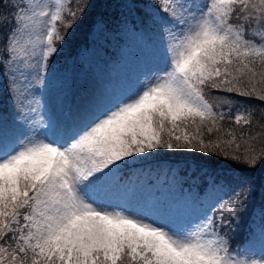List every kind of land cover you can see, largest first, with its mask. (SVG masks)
Segmentation results:
<instances>
[{
  "label": "snow or ice",
  "instance_id": "obj_1",
  "mask_svg": "<svg viewBox=\"0 0 264 264\" xmlns=\"http://www.w3.org/2000/svg\"><path fill=\"white\" fill-rule=\"evenodd\" d=\"M157 3L165 13L160 20L166 71L135 95L98 110L66 142L36 136L10 141L6 134L0 139V264H264V212L259 256L255 249L245 250L248 255L232 250L217 230L225 212L237 216L239 193L214 205L194 227L179 229L110 208L96 195L111 184L121 162L127 166L158 149L218 150L229 158L225 146H234L231 158L239 161L237 132L223 122L227 117L249 125L252 110L217 111L220 104L239 102L220 96L214 107L206 93L264 101V0ZM71 5L72 0H0V9L15 13L4 49L10 62L39 71L41 61L57 51L54 38L64 39L57 24L70 29L65 15L75 20L82 11ZM41 27L43 40L33 41L31 32ZM246 32L262 42L247 39ZM37 43L45 47L33 64ZM239 136L245 139L243 132ZM244 159L255 163V157Z\"/></svg>",
  "mask_w": 264,
  "mask_h": 264
},
{
  "label": "rangeland",
  "instance_id": "obj_2",
  "mask_svg": "<svg viewBox=\"0 0 264 264\" xmlns=\"http://www.w3.org/2000/svg\"><path fill=\"white\" fill-rule=\"evenodd\" d=\"M196 2L204 4L206 0ZM140 8L143 13L133 15L134 23L114 27L111 23H98L87 49L78 57L67 59L66 65L54 58L60 57V48L47 61H41L43 67L39 71L18 68L8 58L4 62L5 71L0 73V139L6 134L10 141L36 136L66 142L98 110L135 95L157 74L166 71L168 57L160 20L165 13L157 0H143ZM65 20L74 22L67 15ZM57 28L60 35L71 33L62 23ZM30 35L33 41L43 40L44 29L41 27ZM28 38L27 33L21 37ZM57 41L54 38V47ZM44 47L37 43V55L31 58V63L41 60ZM151 158L148 153L144 158H132L128 164ZM192 171V166L186 169L182 165L144 164L128 177H121L120 170L105 191L96 195L110 208L146 216L166 227H194L205 214H212L214 205L224 203L225 197L221 187L224 180L209 176L201 179L200 172ZM201 181L205 182L203 187ZM252 214L250 237L244 248L233 250L248 255L245 250L255 249L259 256L262 219L259 210ZM224 219L225 223L217 230L228 240L231 224ZM236 223L232 221L233 230Z\"/></svg>",
  "mask_w": 264,
  "mask_h": 264
},
{
  "label": "trees",
  "instance_id": "obj_3",
  "mask_svg": "<svg viewBox=\"0 0 264 264\" xmlns=\"http://www.w3.org/2000/svg\"><path fill=\"white\" fill-rule=\"evenodd\" d=\"M6 2H9V0H6ZM10 2L17 3L16 0H10ZM142 3L143 0H72L71 7L74 10L79 7L82 11H78L79 14L70 28L71 33L68 35L66 32V34H61L64 40H58L56 48H60L62 52L59 54L60 57L54 56V58L62 60L63 65H66L67 59L78 57L89 46L91 36L98 23L104 25L111 23L113 27L115 24L127 25L128 23H134L133 15L143 13L140 8ZM0 11L3 12V15L0 16V73H2L5 71L4 62L9 58L4 49L7 37L14 27L12 17L15 13L11 9H0ZM231 22L238 23L235 19ZM245 37L258 41L257 37L254 38L248 32L245 33ZM220 96H229L233 101L239 103H233L231 106L220 104L216 108L217 111L234 114L237 109L248 108L253 113V119L249 125L237 126L233 120L227 117L223 122L225 128L232 127L237 132V139L241 144L240 152L236 153L241 156L239 161L231 158L234 146L232 149L225 146L229 158H225L218 150L201 153L198 151L158 149L154 153H150L153 156L150 162L154 164L161 161H167L170 164L180 163L184 164L185 168L192 166V173L194 174L200 172L201 179L209 176L215 180H224L221 187L225 204L236 198L238 193L241 194L242 205L237 206L235 209L237 216L233 218L225 212V218L231 224L227 234L230 248L240 250L244 248L246 240L250 237L252 211L257 209L260 211V215L264 212V101L255 97H241L235 93L217 92L215 90L206 93V98L214 104V107L217 104V100L214 98ZM241 132L245 134L244 140H240L239 134ZM216 135V133H213L211 138L215 139ZM220 135L223 136V133ZM208 138L205 135V139ZM223 138L228 139L226 136ZM245 140L247 143H245ZM245 149H247V152H245ZM245 155L249 160L255 157V163L252 164L246 161L244 159ZM204 184V181L200 182L201 187ZM232 221L237 222L235 230H233Z\"/></svg>",
  "mask_w": 264,
  "mask_h": 264
}]
</instances>
